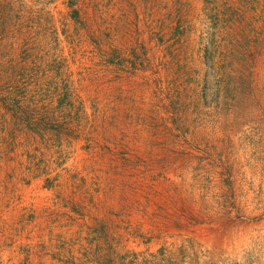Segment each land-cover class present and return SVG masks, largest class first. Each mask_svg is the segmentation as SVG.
Wrapping results in <instances>:
<instances>
[{
  "label": "rangeland",
  "instance_id": "1",
  "mask_svg": "<svg viewBox=\"0 0 264 264\" xmlns=\"http://www.w3.org/2000/svg\"><path fill=\"white\" fill-rule=\"evenodd\" d=\"M0 264H264V0H0Z\"/></svg>",
  "mask_w": 264,
  "mask_h": 264
}]
</instances>
